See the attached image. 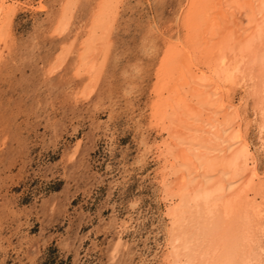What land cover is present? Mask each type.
I'll return each mask as SVG.
<instances>
[{"label": "bare ground", "instance_id": "obj_1", "mask_svg": "<svg viewBox=\"0 0 264 264\" xmlns=\"http://www.w3.org/2000/svg\"><path fill=\"white\" fill-rule=\"evenodd\" d=\"M20 1L0 0V69L3 61L16 64L11 57L17 52L33 49L32 41L20 44L12 28ZM54 1L29 7L49 16L35 31L59 41L45 73L72 59L79 81L68 95L79 104L96 93L101 105L112 91L102 80L118 58L109 52L124 0ZM177 3L176 30L149 23L141 40L156 62L147 73L148 123L163 137L143 148L146 153L155 146L160 160L155 181L165 224L158 263L264 264V0ZM143 72L136 62L121 65L124 96L134 86L133 74ZM119 225V232L130 228L127 221ZM120 239L113 262L123 255ZM144 253L137 256L143 264Z\"/></svg>", "mask_w": 264, "mask_h": 264}, {"label": "rangeland", "instance_id": "obj_2", "mask_svg": "<svg viewBox=\"0 0 264 264\" xmlns=\"http://www.w3.org/2000/svg\"><path fill=\"white\" fill-rule=\"evenodd\" d=\"M21 1L12 28L20 44L34 45L0 69V264H143L139 252L146 253L145 264H159L165 224L155 181L160 160L155 146L146 153L143 148L163 137L148 123L147 73L156 62L142 39L149 25L176 30L177 0L122 2L109 52L118 58L102 80L112 91L101 105L96 93L79 104L68 95L79 81L72 59L45 73L59 41L35 31L49 21L48 14L29 8L39 0ZM126 62L144 72L133 74L134 86L124 96L120 69ZM120 221L130 228L119 232ZM118 237L128 248L120 244L123 257L113 262Z\"/></svg>", "mask_w": 264, "mask_h": 264}]
</instances>
